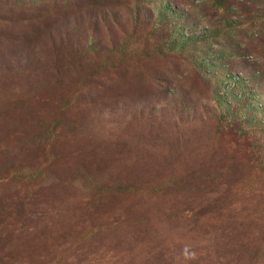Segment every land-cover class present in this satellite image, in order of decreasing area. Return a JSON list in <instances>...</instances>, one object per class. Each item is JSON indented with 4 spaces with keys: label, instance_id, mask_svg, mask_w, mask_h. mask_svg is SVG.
<instances>
[{
    "label": "rangeland",
    "instance_id": "374dc122",
    "mask_svg": "<svg viewBox=\"0 0 264 264\" xmlns=\"http://www.w3.org/2000/svg\"><path fill=\"white\" fill-rule=\"evenodd\" d=\"M0 264H264V0H0Z\"/></svg>",
    "mask_w": 264,
    "mask_h": 264
}]
</instances>
